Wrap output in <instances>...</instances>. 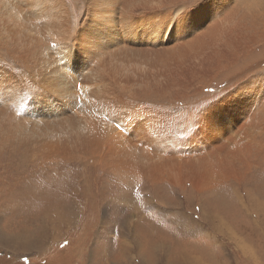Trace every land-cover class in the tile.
Masks as SVG:
<instances>
[{"label":"rangeland","instance_id":"obj_1","mask_svg":"<svg viewBox=\"0 0 264 264\" xmlns=\"http://www.w3.org/2000/svg\"><path fill=\"white\" fill-rule=\"evenodd\" d=\"M180 1L190 10L209 0ZM229 9L224 28L245 25L229 60L193 75L187 50L159 71L174 82L130 100L172 138V166L156 183L126 182L82 158L36 165L0 155V264H264V0H229ZM81 79L76 95L97 89ZM193 140L201 146L184 152ZM127 146L117 153H133Z\"/></svg>","mask_w":264,"mask_h":264},{"label":"bare ground","instance_id":"obj_2","mask_svg":"<svg viewBox=\"0 0 264 264\" xmlns=\"http://www.w3.org/2000/svg\"><path fill=\"white\" fill-rule=\"evenodd\" d=\"M228 1L189 10L180 0H0V155L17 154L36 165L82 158L126 182L159 181L172 166V138L157 114L137 105L132 110L130 100L163 78L165 86L174 82L159 71L171 69L187 50L195 60L193 75L230 59L245 25L235 20L224 28L233 21L232 9L225 13ZM171 4L177 9H160ZM78 78L97 89L76 95ZM50 98L63 103L50 105ZM126 146L133 153H117Z\"/></svg>","mask_w":264,"mask_h":264},{"label":"snow or ice","instance_id":"obj_3","mask_svg":"<svg viewBox=\"0 0 264 264\" xmlns=\"http://www.w3.org/2000/svg\"><path fill=\"white\" fill-rule=\"evenodd\" d=\"M117 127H119V125H117Z\"/></svg>","mask_w":264,"mask_h":264}]
</instances>
